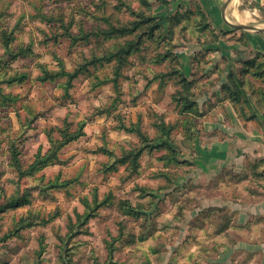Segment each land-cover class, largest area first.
<instances>
[{
  "label": "rangeland",
  "instance_id": "374dc122",
  "mask_svg": "<svg viewBox=\"0 0 264 264\" xmlns=\"http://www.w3.org/2000/svg\"><path fill=\"white\" fill-rule=\"evenodd\" d=\"M234 2L224 15L240 24ZM237 30L197 0H0V88L16 98L0 97V204L26 201L0 210V264H264L230 252L261 245L264 216L244 230L240 213L264 196V156L218 157L231 132L209 123L225 102L264 116V55L227 47ZM60 130L82 135L20 176L14 155L29 169Z\"/></svg>",
  "mask_w": 264,
  "mask_h": 264
},
{
  "label": "crops",
  "instance_id": "0c3cea01",
  "mask_svg": "<svg viewBox=\"0 0 264 264\" xmlns=\"http://www.w3.org/2000/svg\"><path fill=\"white\" fill-rule=\"evenodd\" d=\"M232 1L233 0H231V2ZM242 1L244 2L245 0H235L237 6H235V8L226 10L227 12H231V16L233 17H237L236 13H239L243 21L240 24H245L244 21H249L250 19H252V16L256 15V12L261 13L262 11V13L264 14V0H246L247 3L254 4V9H244L242 7H239L240 2L243 4ZM225 2L226 0H197V3L200 6L201 10L209 17L210 20H213L216 24H219V22L221 23L223 19L222 12ZM258 28H264V26H258ZM229 36L231 38L230 41ZM229 36L223 39V42H225L227 47L236 45L241 46L243 49H245L246 52L242 55L244 56V58L252 57L253 55H264V31L254 29H240L229 34ZM220 39L222 40V38ZM220 41H218V43H220ZM216 47H219V45H216ZM219 104L220 103L214 106L209 113H211L212 111L217 112L219 109ZM224 105L226 111L225 115H216L213 120L209 121V123L214 124V126H217L218 124H224L227 129L226 135L229 136V130L231 132L230 138H228V140L226 141L229 142L230 140L232 142V146L230 147L229 144H227V146L223 149V153L220 155L217 154V156L224 159L227 156H234V153L237 155L238 151H240L243 155L246 154L249 156H264V123H262L264 116L257 113L258 117L256 119V122H245L238 117L234 109L227 102H225ZM203 169L206 168L203 167ZM242 205L244 206V211L240 213V215L243 217L240 227L241 229L246 230V221H248V219L257 216H264V196H262L260 199L251 200V202L249 203L244 204L243 202ZM260 235L262 237V240L259 242L261 243L260 246H247L249 244L246 240L238 241L245 243L246 245L242 244L232 248V250L230 251L231 254L236 253V251H238L236 249H241L246 250L245 252L257 253L259 256H264V223H262L260 227L259 236ZM235 245L236 244H232V247Z\"/></svg>",
  "mask_w": 264,
  "mask_h": 264
},
{
  "label": "trees",
  "instance_id": "16d2710c",
  "mask_svg": "<svg viewBox=\"0 0 264 264\" xmlns=\"http://www.w3.org/2000/svg\"><path fill=\"white\" fill-rule=\"evenodd\" d=\"M144 20H142V22H146V21H151L154 19V17L152 16H144L143 17ZM161 22H162V18L161 17H158L156 19V21L154 23H152L150 25V31L151 30H154V29H158L161 25ZM139 23L138 22H134L132 24V29H134L135 27H137ZM124 28H121V30H123ZM117 29L113 28L112 27V31H115ZM3 48H4V52L6 54H10L12 53L11 49H10V44H9V40L6 39L4 42H3ZM16 55L18 54H14L13 57H15ZM62 71L64 74H67V71L64 69L63 70V67H62ZM50 74V73H49ZM69 75V78H71L72 76L70 74ZM54 77V75L52 76ZM51 77V78H52ZM26 78L25 74H23L22 76H14V77H7L6 80H4V82L6 83H14V82H21L23 81L24 79ZM68 78V79H69ZM44 79V78H43ZM39 80H42L40 77H39ZM0 97L2 98V103L4 102L5 104L4 105H12L10 102L11 100H16V98L13 96V95H10V94H5L2 92L1 88H0ZM184 111H190V108H186ZM61 132V130H60ZM136 133L141 137L142 141H143V146L146 147V146H152V147H160L162 145H167L169 148H171V150H176V146L175 144H173L170 140H168V135H165L164 137H161L159 138L158 140L154 141V140H149L142 132H140L139 130H136ZM62 134V138L61 139H58V138H54L53 136H51L50 133H48V140H49V148L46 149L45 152H38V154H36V157H35V161L31 164V167L27 170H23L21 168V165H20V162H19V159L16 157L17 154L14 155V163L17 167V170H18V173L20 176H24L28 173L31 172L33 166H38V165H45L47 163L48 160H50L51 158H54V159H57V156H58V150L70 143L71 141H74L75 139H77L80 135H82V133L78 130L76 131H73V132H69L67 130H63L61 132ZM40 167V166H39ZM26 204V201H23L21 200V198H6V200H4V202L2 204H0V210L4 211L5 209H15V208H18L22 205ZM132 209H129V211H131ZM22 222L24 220H21Z\"/></svg>",
  "mask_w": 264,
  "mask_h": 264
},
{
  "label": "water",
  "instance_id": "95a60500",
  "mask_svg": "<svg viewBox=\"0 0 264 264\" xmlns=\"http://www.w3.org/2000/svg\"><path fill=\"white\" fill-rule=\"evenodd\" d=\"M231 2V0H226L224 7H226L229 3ZM222 17L223 20L225 21L226 24H228L229 26L235 28V29H254V30H259V31H264V28H258L256 26L253 25H248V24H234L232 22H230L224 15V10L222 12Z\"/></svg>",
  "mask_w": 264,
  "mask_h": 264
},
{
  "label": "bare ground",
  "instance_id": "6f19581e",
  "mask_svg": "<svg viewBox=\"0 0 264 264\" xmlns=\"http://www.w3.org/2000/svg\"><path fill=\"white\" fill-rule=\"evenodd\" d=\"M232 6V5H231ZM260 15V14H259ZM256 17V16H255ZM238 18V17H237Z\"/></svg>",
  "mask_w": 264,
  "mask_h": 264
}]
</instances>
